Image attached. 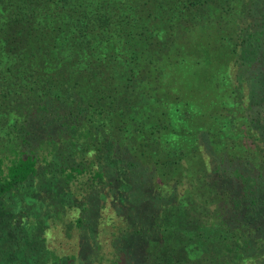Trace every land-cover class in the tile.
Instances as JSON below:
<instances>
[{"label": "trees", "instance_id": "16d2710c", "mask_svg": "<svg viewBox=\"0 0 264 264\" xmlns=\"http://www.w3.org/2000/svg\"><path fill=\"white\" fill-rule=\"evenodd\" d=\"M0 264H264V0H0Z\"/></svg>", "mask_w": 264, "mask_h": 264}, {"label": "rangeland", "instance_id": "374dc122", "mask_svg": "<svg viewBox=\"0 0 264 264\" xmlns=\"http://www.w3.org/2000/svg\"><path fill=\"white\" fill-rule=\"evenodd\" d=\"M0 144H1V146H2V142H1Z\"/></svg>", "mask_w": 264, "mask_h": 264}]
</instances>
